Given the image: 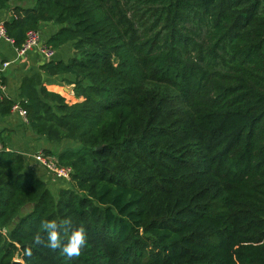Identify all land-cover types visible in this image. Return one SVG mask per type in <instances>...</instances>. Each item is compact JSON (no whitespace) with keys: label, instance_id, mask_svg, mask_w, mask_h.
<instances>
[{"label":"trees","instance_id":"obj_1","mask_svg":"<svg viewBox=\"0 0 264 264\" xmlns=\"http://www.w3.org/2000/svg\"><path fill=\"white\" fill-rule=\"evenodd\" d=\"M11 2L14 47L59 27L46 45L74 55L42 70L82 101L22 86L30 130L68 144L42 153L72 174L54 194L2 146L0 264H264V0ZM65 217L88 231L72 260L33 244Z\"/></svg>","mask_w":264,"mask_h":264},{"label":"crops","instance_id":"obj_2","mask_svg":"<svg viewBox=\"0 0 264 264\" xmlns=\"http://www.w3.org/2000/svg\"><path fill=\"white\" fill-rule=\"evenodd\" d=\"M24 6H26V3H22V7ZM16 7H18V3L11 2L4 8H0V22L5 23L16 18L17 15L14 12ZM58 30V26L50 23H42L38 27L41 40L45 45L46 41ZM54 51L55 54L51 60H46L37 50L18 56L13 45L0 40V64L9 63V66L0 72V81L3 86L0 98V151L4 145L9 151L22 154L24 157V170L45 182L49 190L55 194L66 183L46 172L44 168L37 164L34 156L44 150L50 151L53 155L58 154L68 144L66 142L51 144L38 138L30 130L27 121L17 111H13L12 108L6 115L1 113L5 102H11L12 107L18 103L23 108L22 103H26V99L22 95V86L25 85L26 80L33 81L37 90L45 88L48 92L60 94L62 88L64 92H67V96L72 95V100L82 101L81 98L76 99L74 97L72 85L65 82V80H71L70 76L51 77L42 70V66L48 62L60 61L65 63L74 55L73 47L70 44Z\"/></svg>","mask_w":264,"mask_h":264},{"label":"clouds","instance_id":"obj_3","mask_svg":"<svg viewBox=\"0 0 264 264\" xmlns=\"http://www.w3.org/2000/svg\"><path fill=\"white\" fill-rule=\"evenodd\" d=\"M40 228L41 231L33 237V244L57 252L69 260L80 257L87 246L86 227L82 224L75 226L70 218L42 219ZM26 254H32L31 248L27 249Z\"/></svg>","mask_w":264,"mask_h":264},{"label":"built area","instance_id":"obj_4","mask_svg":"<svg viewBox=\"0 0 264 264\" xmlns=\"http://www.w3.org/2000/svg\"><path fill=\"white\" fill-rule=\"evenodd\" d=\"M0 40L7 42L14 46V41L7 35V31L3 22H0ZM18 56H23L28 52L37 50L46 60H51L54 57L55 51L51 47L45 45L41 40V34L38 30H28L25 34V39L20 47H15ZM9 66L8 62L0 64V72L5 70ZM3 86L0 81V98ZM13 111H17L18 114L26 120V111L20 104H15L12 107ZM38 165L44 168L49 174L58 180L64 182L70 181L72 170L70 168L61 167L57 164V161L53 157L45 156L43 153H38L34 156Z\"/></svg>","mask_w":264,"mask_h":264},{"label":"rangeland","instance_id":"obj_5","mask_svg":"<svg viewBox=\"0 0 264 264\" xmlns=\"http://www.w3.org/2000/svg\"><path fill=\"white\" fill-rule=\"evenodd\" d=\"M64 86V85H63ZM60 96H62L64 99H65V102L67 103V104H73V103H75L76 101L75 100H72L71 98V96L72 95H70V96H67V92H64V90H62V88H61V90H60ZM15 260H17V261H20L21 262V260L20 259H18V258H16Z\"/></svg>","mask_w":264,"mask_h":264},{"label":"water","instance_id":"obj_6","mask_svg":"<svg viewBox=\"0 0 264 264\" xmlns=\"http://www.w3.org/2000/svg\"><path fill=\"white\" fill-rule=\"evenodd\" d=\"M26 208H29V206H26ZM12 264H22V262L14 260Z\"/></svg>","mask_w":264,"mask_h":264}]
</instances>
